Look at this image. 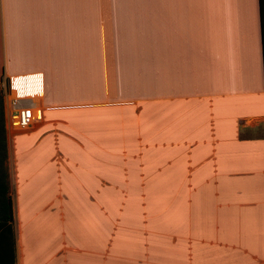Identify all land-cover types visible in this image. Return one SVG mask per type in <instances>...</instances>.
<instances>
[{
    "label": "crops",
    "instance_id": "1",
    "mask_svg": "<svg viewBox=\"0 0 264 264\" xmlns=\"http://www.w3.org/2000/svg\"><path fill=\"white\" fill-rule=\"evenodd\" d=\"M260 17L0 0V264H264Z\"/></svg>",
    "mask_w": 264,
    "mask_h": 264
},
{
    "label": "trees",
    "instance_id": "2",
    "mask_svg": "<svg viewBox=\"0 0 264 264\" xmlns=\"http://www.w3.org/2000/svg\"><path fill=\"white\" fill-rule=\"evenodd\" d=\"M260 19L263 27L262 44H263V66H264V0H260ZM6 131L3 107V91L0 86V178L7 179L6 171Z\"/></svg>",
    "mask_w": 264,
    "mask_h": 264
},
{
    "label": "built area",
    "instance_id": "3",
    "mask_svg": "<svg viewBox=\"0 0 264 264\" xmlns=\"http://www.w3.org/2000/svg\"><path fill=\"white\" fill-rule=\"evenodd\" d=\"M32 113L30 108L22 106L16 110L17 126L20 130L26 129L31 121Z\"/></svg>",
    "mask_w": 264,
    "mask_h": 264
}]
</instances>
